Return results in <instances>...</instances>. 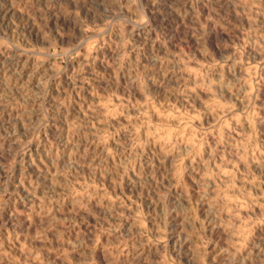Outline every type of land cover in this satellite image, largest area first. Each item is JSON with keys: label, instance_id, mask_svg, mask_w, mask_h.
Masks as SVG:
<instances>
[{"label": "rangeland", "instance_id": "obj_1", "mask_svg": "<svg viewBox=\"0 0 264 264\" xmlns=\"http://www.w3.org/2000/svg\"><path fill=\"white\" fill-rule=\"evenodd\" d=\"M0 264H264V0H0Z\"/></svg>", "mask_w": 264, "mask_h": 264}]
</instances>
